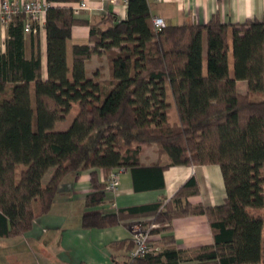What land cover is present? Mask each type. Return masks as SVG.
Returning <instances> with one entry per match:
<instances>
[{
  "label": "trees",
  "instance_id": "obj_1",
  "mask_svg": "<svg viewBox=\"0 0 264 264\" xmlns=\"http://www.w3.org/2000/svg\"><path fill=\"white\" fill-rule=\"evenodd\" d=\"M47 1L46 78L38 39L32 38L25 57L23 13L7 24L0 54V237L28 231L69 173L90 171L85 204L92 207L106 191L99 171L128 168L134 190L142 191L162 188L171 165L218 164L225 188L219 205L189 202L198 193L190 176L166 202L87 211L82 226L146 215L156 234L169 231L174 217L205 214L212 244L181 249L172 234L164 235L158 251L133 264H264V14L237 23L215 14L204 24L156 29L148 0H127L124 19L108 13L95 21L77 18L69 6L50 5L60 0ZM31 25L35 29L36 22ZM75 25L88 28V42L68 48ZM102 55L108 75L99 68L88 74L86 63ZM237 80L247 82V93L237 90ZM74 107L70 125L54 130ZM143 144H156L168 162H141Z\"/></svg>",
  "mask_w": 264,
  "mask_h": 264
},
{
  "label": "crops",
  "instance_id": "obj_2",
  "mask_svg": "<svg viewBox=\"0 0 264 264\" xmlns=\"http://www.w3.org/2000/svg\"><path fill=\"white\" fill-rule=\"evenodd\" d=\"M25 1V0H12ZM80 1L86 3L77 18L89 21L114 13L119 19L126 17L127 0H60L51 1L50 5L77 6ZM153 16L162 17L165 24H204L218 14L225 23L242 22L248 18H261L264 14V0H148ZM44 17L36 23L34 31L24 32V54L31 56L32 38L38 39L41 63V77L46 78V32ZM8 37L7 25L0 23V54L5 51ZM88 42V28L75 25L72 28L70 48L74 43ZM105 59V60H104ZM104 61L97 66L102 74L108 75V64L104 55L93 56L87 63ZM89 74V73H88ZM173 105L171 97L168 99ZM161 159L168 162L166 155H159L156 144H143L141 162L149 164ZM106 175L99 171L103 181ZM194 176L198 183V193L188 196L191 203L215 206L223 202L225 188L218 164L171 165L164 170V186L157 189L135 191L132 174L124 168L119 174V184L115 192L105 191L101 204L87 207L85 198L92 191L90 171L67 174L58 186L57 193L49 210L37 215L31 228L13 237H0V257L10 250L12 254L29 252L38 264H123L132 246L130 223L135 219L147 220L150 216H127L117 224L107 227L82 226V216L87 211L114 213L117 209L139 206L149 203L168 201L182 183ZM172 234L175 245L181 249H190L200 245L212 244L213 235L205 214H190L174 217L169 231L153 234L152 244L161 246V238ZM125 240V241H123ZM120 241H123L122 243ZM121 243V244H120ZM35 247V251L32 247ZM29 249V251H28Z\"/></svg>",
  "mask_w": 264,
  "mask_h": 264
},
{
  "label": "built area",
  "instance_id": "obj_3",
  "mask_svg": "<svg viewBox=\"0 0 264 264\" xmlns=\"http://www.w3.org/2000/svg\"><path fill=\"white\" fill-rule=\"evenodd\" d=\"M49 5L47 0H25L12 1L0 0V23L8 24L12 18L19 13L25 15L23 30L24 32L34 31L32 22H39L44 17L46 7ZM85 2H80L73 7V13L77 14L79 9L86 8ZM152 21L156 29H160L165 25L162 17L153 16ZM124 168H116L109 172L105 181V190L115 192L119 184V174ZM156 226L155 222L150 219H135L130 225V236L132 239V248L128 253V258L124 264H133V260L140 258L150 252H156L160 249L159 245L152 244L151 230Z\"/></svg>",
  "mask_w": 264,
  "mask_h": 264
},
{
  "label": "rangeland",
  "instance_id": "obj_4",
  "mask_svg": "<svg viewBox=\"0 0 264 264\" xmlns=\"http://www.w3.org/2000/svg\"><path fill=\"white\" fill-rule=\"evenodd\" d=\"M80 2H82V1H80ZM80 10L81 9H79V11ZM79 11H78V13H79ZM74 15H75V13H74ZM205 53H206V38H205V32H204L203 33V69H204V71H205V66H206V60H205L206 54ZM228 63H229L230 76L233 77V75H234L233 58H232V54L231 53L229 54V62ZM102 64H104V61H100V60L93 61L90 65H87V66H89L88 67V73L90 75H92V72H93L94 68L97 67V66H101ZM236 88L242 94L247 93V90H248L247 89V82L245 80H237L236 81ZM170 97L171 96L169 94V98ZM250 98L252 100H260V99L263 98V95L262 94H250ZM75 109H76L75 107L72 108L67 113V115L65 116L64 119L56 121L55 124H54L53 129L54 130H64V129H66L70 125V123H71V121H72V119L74 117ZM52 171H53V168L48 170V172L43 176V178H42L43 185L46 183V181L50 177ZM37 209H38V204L34 203V210L37 211ZM31 247L35 251L36 248L33 247V246H31ZM3 251L4 252L7 251V252H5L6 253L5 255H1L0 264H38V263H36V261L34 259V255L31 256L30 255L31 253H29V252H26V253L25 252H23V253L18 252V253L13 255L10 250H3ZM28 251H29V249H28ZM35 253H36V251H35Z\"/></svg>",
  "mask_w": 264,
  "mask_h": 264
}]
</instances>
